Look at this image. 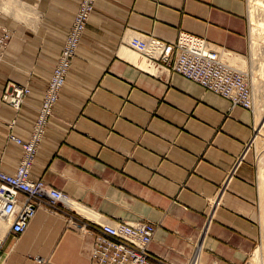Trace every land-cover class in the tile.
<instances>
[{"label":"crops","instance_id":"crops-1","mask_svg":"<svg viewBox=\"0 0 264 264\" xmlns=\"http://www.w3.org/2000/svg\"><path fill=\"white\" fill-rule=\"evenodd\" d=\"M79 2L0 0L12 32L0 62L6 171L22 154L8 123L16 117L15 133L29 136ZM132 29L169 41L189 32L230 63L248 59L247 0H97L32 169L76 205L40 206L19 234L1 219L0 264H96L94 234L77 223L110 219L153 222L150 249L173 264H186L198 241L200 264H245L254 249L261 232L257 170L247 153L254 113L165 73L127 45ZM9 82L31 89L18 113L1 99Z\"/></svg>","mask_w":264,"mask_h":264},{"label":"built area","instance_id":"built-area-1","mask_svg":"<svg viewBox=\"0 0 264 264\" xmlns=\"http://www.w3.org/2000/svg\"><path fill=\"white\" fill-rule=\"evenodd\" d=\"M97 0H80L73 21L67 30L56 63L48 77L41 105L35 115L27 138L14 131L16 117L8 126V139L22 148L15 171L0 166V218L8 221L13 234L26 230L40 206L55 211H68L76 202L67 192L48 184L32 173L39 145L43 139L60 91L66 84L73 58L77 55L86 24ZM1 15V12H0ZM11 30L0 20V62L5 58ZM127 45L147 59L157 63L167 74H179L212 91L230 102V106L243 107L254 112L255 97L249 72L227 63L221 48L206 38L181 32L174 41L151 33L131 30ZM2 94V101L17 113L25 97L31 93L28 84L10 83ZM249 145V144H248ZM247 145V150H248ZM242 157L239 158V160ZM233 169L228 176H231ZM218 196L212 201L217 203ZM78 228L94 234L91 256L96 264H173L150 249L156 227L150 221L130 222L125 219L107 221H81ZM2 237L0 236V247ZM201 242L186 264H199Z\"/></svg>","mask_w":264,"mask_h":264},{"label":"bare ground","instance_id":"bare-ground-1","mask_svg":"<svg viewBox=\"0 0 264 264\" xmlns=\"http://www.w3.org/2000/svg\"><path fill=\"white\" fill-rule=\"evenodd\" d=\"M261 13L260 16L262 18H259L256 16L255 13L257 12ZM258 13V14H259ZM250 15H251V30H252V48H253V55L255 58V64L253 65V86H254V94H255V104L257 103L258 107V114L256 116V120L258 122L259 128L261 129V132L257 136L258 142L259 139L264 138V106L263 105V98H264V0H250ZM222 58L227 62L230 63L228 57L229 56H223L221 51ZM261 56V57H259ZM258 58H262L260 62H258ZM235 59V57H234ZM238 59V58H237ZM239 60V59H238ZM235 61V60H234ZM242 61V60H241ZM247 61L243 60L242 62H239L236 60V63H230V65L234 67H240L243 68L246 65ZM257 63L260 64L259 71L257 70ZM260 131V130H259ZM264 143V142H262ZM258 145V144H257ZM262 145V144H261ZM259 144V147L261 146ZM261 148V147H260ZM260 151V150H259ZM261 160L264 161V145L263 149L261 150ZM260 156V155H259ZM258 156V157H259ZM260 160V162H261ZM262 164L259 165V176H260V198H262V205H263V211L261 213V221L263 222V233H264V162H261ZM259 188V187H258ZM261 200V199H260ZM260 217V216H259ZM4 221V220H3ZM0 218V229H3L5 226ZM3 227V228H2ZM262 231V230H261ZM264 235V234H263ZM250 264H264V245L261 248H258L256 251V256L253 261H251Z\"/></svg>","mask_w":264,"mask_h":264},{"label":"rangeland","instance_id":"rangeland-1","mask_svg":"<svg viewBox=\"0 0 264 264\" xmlns=\"http://www.w3.org/2000/svg\"><path fill=\"white\" fill-rule=\"evenodd\" d=\"M0 12H1V15H0V18H1V16H3L2 14H3V12H2V10H0ZM257 12V11H256ZM259 12H257V13H255L256 14V16H258L259 18H262L263 16L261 15V13H259ZM260 16H262V17H260ZM247 17H248V22H249V30H248V38H249V50H248V59H247V63H246V65L243 67V68H240V67H238V68H240V69H242V70H247L250 74V76H249V78H250V80H251V85H252V89H253V93H254V86H253V65L255 64V58H254V55H253V48H252V38H253V36H252V30H251V15H250V0H247ZM1 20V19H0ZM7 26V25H6ZM8 27V26H7ZM9 28V27H8ZM11 38H12V32H11V37H10V39H9V41H8V43H7V49H8V45H9V42H10V40H11ZM6 54H7V51H6ZM6 57V56H5ZM259 57H261V56H259ZM260 60H262V58H258V62H260ZM73 61V60H72ZM71 65H72V63H71ZM237 67V66H236ZM261 66H260V64H258L257 63V67L256 68H258L257 70L259 71V68H260ZM53 68V67H52ZM71 68V67H70ZM260 72V71H259ZM70 73V72H69ZM10 83H13V82H9V83H7V85L5 86V88H4V90H3V92H2V94L4 93V91L6 90V88H7V86H10V85H12V84H10ZM254 97H255V94H254ZM1 99H2V95H1ZM228 100V99H227ZM230 103V102H229ZM262 106H264V98H263V105ZM258 105H257V103L255 104V108H254V116H255V130H254V135H253V137H252V139H251V141L249 142V145H248V157L253 161V163H254V165H255V167H256V170H257V183H258V189H259V193H260V174H259V169H260V167H259V165L260 164H262L261 162H264V161H262L261 160V154L263 153L261 150L263 149V145H264V143H262V142H264V138L263 139H259V141H262V142H258V140H257V136H258V134L261 132V129L262 128H259V125H258V122H257V120H256V116H257V114H258ZM249 110V109H248ZM251 111V110H250ZM50 122H51V120H49ZM49 122V123H50ZM260 130V131H259ZM258 144V145H257ZM259 144L261 145L260 147H259ZM260 150V151H259ZM262 152V153H261ZM260 155V156H259ZM259 156V157H258ZM260 160H261V162H260ZM261 166V165H260ZM261 197V195H259V198L257 199V201H256V208H255V214H254V216H255V218L258 220V222L260 223V227H261V232H260V236L258 237V240H257V242H256V244H255V246H254V249L249 253V255H248V257H247V260H246V262H245V264H250L251 263V261H253L254 260V258H255V256H256V251H257V249L258 248H261V247H263V245H264V233H263V222L261 221V213H262V207H263V205H262V198H260ZM261 199V200H260ZM260 216V217H259ZM145 221H147V220H145ZM151 222V221H150ZM153 223V222H152ZM155 225V224H154ZM155 227H156V225H155ZM193 253V252H192ZM192 255V254H191ZM200 264V263H199Z\"/></svg>","mask_w":264,"mask_h":264}]
</instances>
